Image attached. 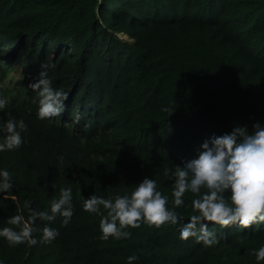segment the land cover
I'll return each mask as SVG.
<instances>
[{
  "label": "trees",
  "instance_id": "16d2710c",
  "mask_svg": "<svg viewBox=\"0 0 264 264\" xmlns=\"http://www.w3.org/2000/svg\"><path fill=\"white\" fill-rule=\"evenodd\" d=\"M49 63L67 98L59 115L40 119L27 85ZM13 70L19 77L4 85ZM0 94L9 101L0 117L27 124L23 143L0 152L13 181L0 192V226L27 217L26 199L50 210L61 188H72L74 205L67 224L37 218L35 245L0 237V264H128L129 255L133 264H264L252 252L264 222H208L211 246L167 222L103 240L100 215L82 208V197L130 194L145 176L172 207L166 170L196 157L213 133L264 123V0H0ZM196 195L185 193L179 224ZM46 223L59 230L51 243L39 239Z\"/></svg>",
  "mask_w": 264,
  "mask_h": 264
},
{
  "label": "clouds",
  "instance_id": "9594fccd",
  "mask_svg": "<svg viewBox=\"0 0 264 264\" xmlns=\"http://www.w3.org/2000/svg\"><path fill=\"white\" fill-rule=\"evenodd\" d=\"M51 67L50 63L41 64L40 71L27 85L38 96L34 102L38 104L40 119L57 116L65 108L67 94L53 87L48 75ZM8 102V97L0 94V109ZM26 129L23 119L0 117V152L18 148L23 143L22 131ZM253 129L250 132L246 125L238 124L230 132L213 133L201 143L196 157L166 170L172 178V207H168L169 198L158 189L157 181L148 176L130 194L116 193L105 198L93 193L82 197V208L101 217L100 239L129 238L128 227H138L141 222L156 226L167 222L179 225L181 239L195 237L211 246L218 238L209 230L208 222L243 228L264 222V123L257 121ZM12 182L11 172L0 168V192L10 189ZM202 188L206 191L201 192ZM186 192L197 195L191 201L192 214L179 224L177 208L185 204ZM23 208L27 210V217L20 211L8 217L7 225L0 226V237L11 245L38 243V238L33 236L38 230L37 218L54 221L60 215L62 223L67 224L74 214L72 188H61L59 198L51 201L50 210L32 207L29 199L24 201ZM39 230L42 232L39 239L45 243H51L59 235V230L51 224L46 223ZM252 252L257 262L264 261V244ZM126 259L128 264H133L138 257L129 255Z\"/></svg>",
  "mask_w": 264,
  "mask_h": 264
},
{
  "label": "rangeland",
  "instance_id": "374dc122",
  "mask_svg": "<svg viewBox=\"0 0 264 264\" xmlns=\"http://www.w3.org/2000/svg\"><path fill=\"white\" fill-rule=\"evenodd\" d=\"M120 36H121V38H122L124 41H126V42H130V43H133V42H134L132 39L128 38V36H126V35H120ZM19 73H20L19 70H15V71L13 70V71L11 72V74L9 75V78L5 81L4 85H8L9 82H10V80H15V79H17V78L19 77ZM9 85H10V84H9Z\"/></svg>",
  "mask_w": 264,
  "mask_h": 264
}]
</instances>
